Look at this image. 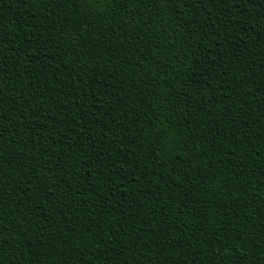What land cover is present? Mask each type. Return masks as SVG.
<instances>
[{
    "label": "trees",
    "instance_id": "obj_1",
    "mask_svg": "<svg viewBox=\"0 0 264 264\" xmlns=\"http://www.w3.org/2000/svg\"><path fill=\"white\" fill-rule=\"evenodd\" d=\"M0 264H264V0H0Z\"/></svg>",
    "mask_w": 264,
    "mask_h": 264
},
{
    "label": "snow or ice",
    "instance_id": "obj_2",
    "mask_svg": "<svg viewBox=\"0 0 264 264\" xmlns=\"http://www.w3.org/2000/svg\"><path fill=\"white\" fill-rule=\"evenodd\" d=\"M81 2L83 3V2H94V0H81ZM97 7L99 6V5H96Z\"/></svg>",
    "mask_w": 264,
    "mask_h": 264
}]
</instances>
